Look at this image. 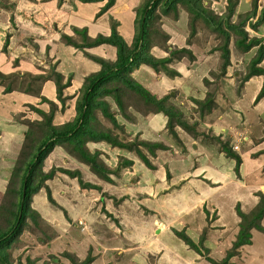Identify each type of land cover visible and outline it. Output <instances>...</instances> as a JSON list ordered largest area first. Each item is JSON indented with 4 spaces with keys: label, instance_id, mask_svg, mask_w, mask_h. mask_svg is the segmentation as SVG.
<instances>
[{
    "label": "rangeland",
    "instance_id": "1",
    "mask_svg": "<svg viewBox=\"0 0 264 264\" xmlns=\"http://www.w3.org/2000/svg\"><path fill=\"white\" fill-rule=\"evenodd\" d=\"M14 1L18 2V0ZM14 1L0 0V4H2L1 7H9V12H11L14 8ZM52 1L53 3H49ZM76 1L77 0H63L62 2H59V0H19L18 2V5L21 7H23L24 4H31L32 6L39 4L37 8L29 11L27 16L31 18L30 21L35 19L33 27L42 29V32L39 31L41 33L40 35L33 32L34 35L32 34L31 38L35 42L29 47L28 43L30 44V42H27L26 44L20 43V41L25 38L24 34L21 35V40L20 36L18 38L13 37V39L8 36L6 39L9 42L13 41L15 43L12 42V45L10 46L8 43L6 45L4 44V48L3 50L1 49V51L6 54L4 52L5 49L10 48L8 50L10 52L9 56H12L10 61H7L9 64L18 65L19 62L23 61L21 58L24 56L29 57L32 60L37 58L40 62L33 60L34 65H36L37 68L41 66L43 72L40 74L31 73L32 71L28 72V70L23 73L13 72L12 74L10 73L6 75L7 77L11 75L13 76L10 81H8V79L4 80L6 77L0 75L1 114L6 115L3 108L7 102V99L4 97L7 87L14 88V86H17L19 90L24 91L29 95H35L40 99V101L33 102V104L25 105L26 109L24 108L25 106L23 107L27 113L28 111L32 112V116H30L31 118H28L29 120L25 119L24 121L28 120V123H30V126L28 125L31 130L30 132L33 134L25 136L24 133L21 132V129L23 128L22 124L20 125L21 129L16 130L18 133L12 132L11 134H8L7 136L4 135L0 138V206L7 204L13 199L12 193L4 194L6 187L9 182L11 184L13 183L15 187L18 186V178L14 175V171H16L15 168L20 165V158L23 159L29 146L32 145L34 140L41 135L43 130H45L44 126L46 124L44 123L46 122L47 116L50 118L51 125L56 127L72 122L76 117V100L80 91L76 95L63 94L62 92L64 98L61 101L57 98V84L65 82L70 84L71 80L69 79L71 78L72 69L73 67H77V59L73 56L71 57L70 54L68 55V53L65 52L67 47L81 51H84V49L87 48L77 47L74 44V42L76 44L80 43L82 39L79 31H75V26L79 24L78 21H80V19L82 21L83 19L88 18L91 22H94L97 18L96 10L94 11L95 3L89 4L88 8L83 6V3L80 1L75 3ZM144 1L146 0H143V2ZM232 1H236L235 14L233 15L234 21L241 19L246 13L251 11L254 6L253 1H256V15L247 20L245 30H247L250 37H264V23L259 24L256 28H253L250 25H255L257 15L264 5V0ZM47 4H50L48 8ZM227 4H229L228 0H214L211 2V5L208 4V6L214 11L224 12ZM205 5L207 4L205 3ZM39 7H44L47 12H45L44 9L35 12ZM14 10H16V8ZM43 12L46 14V18L41 16ZM159 12L160 10L158 13ZM38 13L39 15L35 17ZM177 16L178 17H175L173 13H170L169 16H162L160 23L158 20L152 21V32H154V28L157 29L159 33L157 36L153 34L151 38V50L155 55L162 56L167 54V52L159 48V46L153 45L154 43L162 44L165 39V35L159 27L160 24L167 33H171V41L180 43V47H184V45L189 47V44L185 43V39L189 33L188 25L186 24L188 13L184 8L180 7ZM113 19V17L110 19L111 26L113 24L115 26V20L113 21ZM37 20H39V22ZM38 25H40V27ZM195 26L197 32L190 37L193 44L192 49L195 54V60H189L185 57L181 60H171L172 62L169 63L170 66H173L178 71V78L175 77L173 79L178 80L177 85L184 87L185 92H187L185 98H181L180 100L186 101L189 104V107L187 108V106L178 101L180 107L187 116V119H185L186 116L184 119L189 126H192L193 129L198 131V135L189 134L186 129L180 126H175V130L179 133L181 140L175 139L165 127L167 116L158 113L162 114L163 118L161 124L155 126L151 120L148 121L151 118V115L143 106L137 108L138 112H135V116L137 117L136 120L130 121L119 117L121 122L125 123L126 131L123 130L124 128L122 127L115 128L109 119L102 116L100 111L95 112L96 125H93V127H96L97 130L110 129L112 135L116 134L117 136H120L123 141L136 140V142H139L140 139H143L164 145L163 148L156 147L152 149L151 147L147 148L138 144V147L148 159L159 169L157 179L160 181L161 185L159 187H154L151 190L148 187V189L146 188L143 190L138 188L140 180H144V175H141L135 168L138 167V165L145 169L150 168L143 163L134 151H121V148L113 146L104 140L88 141L86 144L87 147L91 151L98 150L99 157L108 165L114 167L120 155L124 154L127 155L125 157L133 160L132 165L124 167L125 164H122V161H120L122 166L119 168V171H117L118 173L113 174V177L111 175V178H114L115 180L107 190L109 193L106 191L103 192L102 189H96L100 193V196L97 198L92 194H87V192H90V188L81 187L76 178H72L68 174L57 171L52 179L46 181L50 188L51 198L48 197L45 188H41L32 197L31 206L38 213H36V215L32 212V214H35L34 216L31 214L35 222H33L31 216L26 218V226L24 229L25 234L23 232L19 237V240L15 241V245L17 244L16 246L18 249H11L13 264L19 259L23 262L30 259L31 261H34V264H79L80 262L83 263L82 261L89 256L92 258L89 264H93L95 261V264H107L108 260L105 256L106 254L109 259L115 261L117 258L121 257L124 261L130 259V257H134L139 264H160V261L161 264H173L174 261L162 258L161 252L163 251L157 248L159 244H154V246H149L145 249H121L125 246L115 242L118 238H125V241H130L135 244L141 239L144 242L148 238L154 239L155 236H153V234H157V229H154L153 232L150 233L151 237H148V229L151 226L150 222L152 219L166 222L164 218H169L170 214H173V219L171 218L169 222L165 223L166 225L156 222L155 225L157 226L155 227H158L159 233L160 231L164 233V230L166 229L168 234L172 237L171 239L177 242L178 245H182L183 249H180V252H186V255L190 256V258H192V256L198 257L199 259H202L203 256L206 258L209 254V248L205 247L204 242L207 245L212 246L214 243L209 244L207 237H212L214 234L218 236V233L221 232L220 239H222L227 248H225V253H223L218 262L222 264H247L244 259L241 261L238 259H241L240 255L235 258L236 260H231L230 257V262L229 260L223 261L227 251L232 249V243L237 236V231L235 232L236 229H234L235 225H233L234 227H227L225 224V218L227 219V222L234 219V216H231V210L236 212L235 207L238 203V195L235 197L233 189L230 188L232 185L231 179L234 178V169L226 167L223 159L220 160L218 167L225 166L224 174L231 179L229 182L222 180L223 184L221 185L222 188L220 190H217V188L214 187L211 188L212 182L208 181L207 175L203 174V170L204 168L206 171L209 169L214 170L216 165L212 162L214 159L211 155H208L209 158L205 160L206 155L201 149L206 145L211 144L216 148L213 151L216 150L217 153L220 152L219 149L217 150V147L222 148L223 143L229 141L231 145H235L234 148L236 153H239L238 155H240V153L244 155L248 146L247 148L244 147L245 143L243 136L245 134H238L236 130L235 134H238L237 142H241L242 140L244 146L243 144L241 145L242 142L240 143V147L237 143L234 144L236 138H234L233 132H228L229 128H232L229 125L220 128V132H217V134L211 133L210 131L206 132L201 129L203 117L205 114H208L206 111L202 112L204 107H201L200 105H202L201 102H209L210 100H206L207 94H203L202 97L201 94H196V91L201 85L205 91L207 84H202H205L202 80L203 72L207 71L206 74H208V76L211 70L220 73L222 60L219 56L220 51H214L212 54L209 53V49L218 44L219 39L211 31L204 30L200 22H196ZM82 29L83 28L79 30ZM8 30H11V28ZM235 39L236 36L232 35L230 40V65L226 68L227 73L231 74L230 78H233L230 82L232 83V92L234 94L235 92L240 93L242 86L240 75L243 72L240 71L239 68L245 70L250 58L257 50V46H254L243 52L237 49L234 45ZM15 55L18 56V58L19 56L21 57L17 62ZM198 59H201L202 61L197 63L196 61ZM3 63L4 62H2V64ZM4 64L6 65V63ZM141 65L145 68H142V70L139 71L140 74L137 75V79L145 80L147 82L148 80H151L154 82L155 77H157L160 72H155L154 70L153 72H147L148 69L150 70L151 68L146 64ZM19 66L22 67L20 64ZM88 68L90 67L87 65L84 66L85 70ZM33 70H35V68H33ZM56 73L61 75L58 77ZM163 74V72L160 73L161 76ZM211 76L212 75L210 74V77ZM79 79L78 75H76L72 80L77 81ZM46 80H50L55 89L54 96L49 98L44 97L42 92H40L41 85ZM155 82L157 83L158 81ZM215 82L219 83V80H215ZM148 87L151 91L157 93L158 96L161 93V90H158V85ZM151 87H154L153 90ZM234 94L224 93L226 99H220V107L218 106V102H215L217 108L214 109L215 111L212 109L213 112L211 114L216 113L215 118H219L218 116L222 115L230 116V120L236 128V126H238L237 123L240 122V120H245L246 117L242 111V107L234 103ZM249 94L250 92L248 91V95ZM200 96L202 98H198ZM103 98L110 103L112 110L114 109V111H116L117 107L112 97L105 96L102 97V99ZM197 99L201 100V104L199 102L197 103ZM49 100L51 102H49ZM123 100L124 103L131 104V98L125 97ZM137 106L138 105H136V107ZM42 112L46 113L47 116H43ZM24 113L21 112L17 115V119L20 117L22 118ZM15 117L13 121L17 120ZM262 117L264 118V114H262ZM251 119H253V115L250 116V120ZM29 121H32V123ZM41 123H43V125ZM99 123L101 124L98 125ZM20 132L22 133V139L18 140L17 138L19 137L17 136ZM193 144H195V148H193ZM200 147L202 148L200 149ZM212 153L214 152L208 147V154ZM249 153L254 154V152ZM53 166L69 169L80 167L84 177V172H90L87 165H83L74 160L66 151V147L62 148L60 146L55 147L53 151L49 153L43 162L42 169L46 172ZM192 170L195 172H192ZM190 175H192V177H190L191 179H188L187 177ZM247 175L249 178H247L246 181H252L250 179L251 176L260 178L263 176V173L257 171L256 173L251 172ZM235 179H237V177H235ZM213 180L218 181V179ZM171 189L172 191L170 192ZM253 189L254 188L250 190V194L254 192ZM234 191L239 192L238 189H234ZM102 195H104L105 198H103ZM147 198L148 201L146 200ZM200 198L203 200L201 201ZM254 199V201L257 200V198ZM239 202L244 205H242L243 207L249 206L248 203H244L241 200ZM172 203L174 204L173 206H186H184L182 212H177L176 210H173V206H171ZM188 203L191 204V207ZM242 206H240V209L245 212V210L242 209ZM250 211L251 210H249V212ZM0 213L3 214L0 215V223L2 222V224H4L3 217L5 218L8 214L3 208L0 209ZM245 213L248 212L246 211ZM228 214L230 215V219H228ZM176 230L184 232L187 235L189 234L188 236L198 244L201 252L199 253L196 249L189 247L184 240L178 237L175 233ZM258 232L264 235V230L261 229ZM38 234L42 237L50 238L48 243H51V241L55 240L58 236L60 238L52 243L53 246H50V249H22V247L30 248L28 247L30 243L27 241L32 242L31 240H36V235ZM118 241L121 242V240ZM263 241L264 240H262V242ZM253 243L254 242H252V244ZM111 246L114 248L111 249ZM216 246L217 245H213L212 248H215ZM217 247L221 246L218 245ZM254 250L256 252H263L261 249ZM237 254L239 253H236L235 255ZM168 257L171 260L169 255ZM182 257L185 258V255Z\"/></svg>",
    "mask_w": 264,
    "mask_h": 264
},
{
    "label": "trees",
    "instance_id": "2",
    "mask_svg": "<svg viewBox=\"0 0 264 264\" xmlns=\"http://www.w3.org/2000/svg\"><path fill=\"white\" fill-rule=\"evenodd\" d=\"M63 0H59L62 2ZM73 1V0H70ZM80 2H99L105 1L103 6L97 12V16L107 11L114 3L115 0H77ZM214 0H146L137 7L134 8V34L130 44H128L122 35L117 31L115 21L111 26V32L109 35L98 34L94 38H89L86 34V29L79 30L75 28V31H79L81 34V42L75 43L77 47H92L100 44H109L116 48V59L112 61L104 60L98 56L88 55L91 59L98 62L100 69L97 72L91 73L84 78L82 87L80 88V94L76 100V117L72 122L65 123L60 127L51 125L49 116L43 113V116H47L45 130L41 135L34 140L33 144L29 146L23 159L20 158V165L15 168L14 175L18 178V186L15 187L13 183H8L4 194L12 193L13 199L7 204H1L0 209L8 214L4 219V224L0 223V264H13L11 258V249L18 248L15 245V241L19 240L22 232L26 226V218L33 213H38L32 206L31 201L34 194H36L41 188H45L48 197L51 198L49 185L47 180L52 179L57 171L70 175L72 178H76L79 185L83 188L101 190L102 186L95 184L94 182L87 181L83 176V173L79 167L75 169L63 168V167H51L48 171H43L42 165L46 157L57 146L62 148L66 147V151L77 162L87 165L89 171L99 180L106 182H112L111 175L117 174L122 164L124 167L132 165V160L128 159L124 155H120L118 161L114 167L108 165L99 157V151H91L87 147L88 141L104 140L113 146L125 149L127 151H134L136 155L143 161L149 168H154L152 162L138 147L141 144L147 148H163L164 145L158 142H151L148 140L140 139L123 141L120 136L116 134L112 135L110 129L97 130L95 126L96 111H100L102 116L109 119L115 128H124L126 131L125 123L121 122L122 119L136 120L135 112L139 106H143L147 112L152 116L157 113H162L167 116L166 128L177 140H181L179 133L175 130V126H180L188 131L189 134L198 135V131L189 126L185 119L187 116L183 112L180 105L172 99L170 92L165 93L162 96H157L148 86L142 84L135 74L134 70L141 64L148 65L155 72H163L166 75L175 76L178 71L170 66L173 60H181L182 58H188L189 60H195V54L193 51V44L190 40L196 31V22H200L202 28L211 31L219 39V43L213 48L209 49V53L214 51H220L221 69L220 73H216L215 70H211L210 74L212 79L219 80L227 76L226 68L230 65L231 56V37L236 36L234 45L237 49L245 52L250 48L257 46L256 53L250 58L246 65L245 71L240 75L241 84L248 80L252 76L262 75L264 77V64L261 63L264 58V37L251 36L245 30V25L250 17L256 15V1L252 10L249 11L239 20H233L235 14V2L228 0L225 6V11H214L211 7V2ZM205 3L207 5H205ZM184 8L188 13L186 24L188 25L189 33L185 39V43L189 44V47H180V43L172 42L170 40L171 34L167 33L163 26L160 24V29L164 36L162 44L154 43L153 45L159 46V48L167 52L166 55L157 56L151 50V38L153 34L159 35L157 29L152 32V21L158 20L160 23L162 16H169L173 13L175 17L179 8ZM160 12L158 13V11ZM114 21V19H113ZM264 23V5L257 15L255 25L250 24L253 28H256L259 24ZM183 25V24H182ZM181 25V26H182ZM154 36V37H155ZM182 37V35H181ZM191 47V48H190ZM172 60V61H171ZM170 62V63H169ZM169 63V64H168ZM59 77V73H56ZM1 76L6 77L2 72ZM70 80V79H69ZM213 81V82H214ZM205 85L210 84L208 78L204 79ZM66 83L57 84V98L61 101L63 97V89L67 86ZM130 94V95H128ZM264 95V79L262 86L256 95L255 100H258ZM110 96L114 100L117 107L116 111L112 110L110 103L102 97ZM131 98V104L124 103L123 98ZM206 100L212 101V96L209 94ZM210 101L201 102L197 99V103L201 102L203 111L210 113L212 108ZM49 102H51L49 100ZM200 103V104H201ZM136 105H138L136 107ZM205 105V106H204ZM118 114H116V113ZM19 115V114H17ZM17 115L14 117L17 119ZM186 118L184 119V117ZM49 119V120H48ZM19 120V121H17ZM17 120L18 123H24L26 128L24 135L28 136L31 133L30 123L28 120ZM94 121V122H92ZM32 123V121H29ZM43 125V123H41ZM99 123L98 125H100ZM195 124V123H193ZM29 125V126H28ZM225 157L235 161L234 170L237 176L239 175L238 167L241 163V158L236 153L229 141L223 143L222 148L217 147ZM153 152V151H152ZM122 161V164L120 163ZM259 199L256 205L250 212L245 213L240 209V204L237 203L235 209L240 218L238 222L239 230L237 232L236 239L232 243V249L227 251L223 261L229 260L230 257L238 253V248L244 244L251 243V229L264 230L261 225V219L264 216V194L258 193ZM35 214H32L34 216ZM0 215H3L0 213ZM37 215V214H36ZM31 218L33 219V217ZM39 216V215H38ZM33 222L35 220L33 219ZM175 233L184 240L189 247L196 249L197 252H201L197 243L193 241L184 232L175 231ZM36 240L39 243H48L50 238L42 237L40 234L36 235ZM202 242V241H201ZM92 258L86 257L83 263L89 264ZM206 260L212 264H222L218 261L207 256ZM15 264H34V261L27 259L22 261L19 259Z\"/></svg>",
    "mask_w": 264,
    "mask_h": 264
},
{
    "label": "crops",
    "instance_id": "3",
    "mask_svg": "<svg viewBox=\"0 0 264 264\" xmlns=\"http://www.w3.org/2000/svg\"><path fill=\"white\" fill-rule=\"evenodd\" d=\"M18 2H19V0H18ZM18 2L14 3V5H13L14 8H13V11H11V12H9V10H10L9 7H4V6L1 7L2 4H0V72H2L4 75H8L10 73L12 74L13 72L23 73V72L28 70V72L32 71L31 73L40 74L41 72H43L41 66L39 68H37L36 65H34V61H33V60L39 61L37 58L36 59L34 58L32 60L29 57L24 56L21 58L19 56V58H21L23 60L22 62H19L18 65L11 64V63L9 64V63H7V61L8 60L10 61L11 56H12V55L9 56L10 52L8 50L10 48H6L4 51L7 55L2 53V51H1V49L3 50V48H4V44L6 45L8 43L9 46L12 45L13 41L9 42L6 39V37H8V36H9V38L12 37V39H13V37L18 38L20 36L21 37L20 40H21L22 39L21 35L24 34L25 38H24V40H21L20 43L26 44L27 42H30V44L28 43V47H29L33 44V42H35L31 38V35L32 34L34 35L33 32H35V34H39V35L41 34L39 31L42 32V29H40V28L38 29L36 27H33L35 19L33 21L31 20L32 21L31 22L30 21L31 18L27 16L29 14V11H32L35 8H37L39 4H37L35 6H32L31 4H28V5L24 4V6L21 7L18 5ZM104 2L105 1L86 2V3L81 2V3H83V6H86L88 8H89V4L95 3L94 11L96 10V13H97L99 11V9L101 8V6H103ZM140 2H141V0H115V3L107 11H105L104 13H102L98 16L96 15L97 18L94 20V22H91L88 18L83 19L82 21L80 19V21H78L79 24L76 25L75 28L86 29V34L89 38H94L98 34L109 35L111 32L110 19L113 17L114 20L117 22V25H116L117 31L122 35L124 40L128 44H130L132 39H133V34H134V18H135L134 8L137 7ZM29 3H31V2H29ZM49 3H53V1L49 2ZM75 3H77V1ZM48 6H50V4H47V8H48ZM15 8H16V10H14ZM40 9L41 10L44 9V11H45L44 7H42V8L39 7L38 9L35 10V12L37 10H40ZM45 12H47V11H45ZM38 15H39V13L36 14L35 17ZM41 16L46 18V14L44 12L41 14ZM37 21L39 22V20H37ZM38 26L40 27V25H38ZM9 28H11V30H8ZM173 39H174V37H173ZM172 42H174V41H172ZM13 43H15V42H13ZM75 50L76 49L69 48V47H67V49L65 50V52H67L68 55L70 54L71 57L73 56L77 59V62H76L77 67L76 68L73 67L72 72H71V78H70L71 82H70V84L68 83L67 86L63 89V94L64 93L65 94H71V95L72 94H74V95L78 94L80 91V88L83 85L84 77L91 74V73L97 72L100 69L99 63L94 61L93 59H91L86 54L98 56L104 60H108V61H112V62L116 59V48L109 45V44H100L97 46L87 47L84 49V51H81V50L75 51ZM19 58H18V56H16V62L19 60ZM200 61H202V60L198 59L196 62L200 63ZM2 62L6 63V65L4 63L2 64ZM262 62H264V58H263ZM19 64L22 67H20ZM85 65H87L90 68L85 70L84 69ZM33 68H35V70H33ZM142 68H145V67L140 65L137 69L134 70L135 73L134 72L133 73L136 76L139 75L140 74L139 71H141ZM239 70L242 72L245 71L241 68H239ZM150 71L153 72V70H151V69L150 70L148 69L147 72H150ZM206 72L205 71L203 72L202 80L204 81L205 78H208L211 82H210V84L206 85V87L204 86L205 91L203 90L202 85H201L202 87L201 86L198 87L196 94H198V95L201 94V96L203 94L204 95L207 94V96L210 94L212 96V101L210 103V106L213 109V111H215L214 109L217 108L215 102H218V106L220 107L221 106L219 104L220 99H223V98L226 99V96H224V93L234 94L232 92L233 91L232 83L230 82V80H233V78H230L231 74L227 73V77L225 76L223 78H220L219 83H217L212 79V76L210 77V74L208 76V74H206ZM160 73L157 75V77H155V79L153 78L154 82H152L151 80H148V82L145 80H139V79L138 80L146 86L158 85V90L159 91L161 90V93L159 94V96H162L165 93L170 92L172 95V99L175 102H177L179 105H180V103H182L183 105L187 106V108H188L189 104L186 101L180 100L181 98H183V99L185 98V96L187 95V92H185L184 87L177 85L178 80L173 79V78L177 77V75L171 76V75H166L164 73L161 76ZM76 75H78V77L80 79L77 81H73L72 79L75 78ZM12 77H13L12 75L8 76V77L6 76V78L4 80L8 79V81H10L12 79ZM263 79H264V77L262 75L252 76L248 80L243 82V84L241 86L240 93L235 92V94H234L235 96L233 97V99H235L234 103L237 105H240L242 107V111L246 117L245 120H240V122L237 123L238 126H236V128H235V125L231 122L230 116H228V115L223 116L222 115V116H218L219 118H215L216 113L211 114L213 112L212 110H211L210 114L209 113H207L208 115L205 114V116L203 117L202 125H201L202 130H205L206 132L210 131L211 133H214V134H217V132L219 133L220 128H223L224 126L229 125L232 128H229L228 132L229 133L233 132L234 138H236L234 144L237 143L239 145V147H240V143L242 142V140L240 139L241 142H237L238 141L237 140L238 134H245L243 136L245 146H244L243 142L241 143V145L243 144V146L246 148L248 146V149L245 150L244 155L242 153H240L239 157L241 158V163L238 167L239 175L237 176L235 173V170H234L233 171L234 172V178L233 179L225 176V174H224L225 170L224 169H225V166L230 168V169H234L233 167H234L235 161L225 157V155L221 152L216 153V150L213 151L216 148L214 146H212L211 144H210L211 146L206 145L207 147L206 146L203 148L200 147V149L202 148L201 149L202 152L206 155V158L204 156L205 160H207L209 158L208 155H211V157H213V159H214V160H212V162L214 163V165H216L214 170L209 169L206 171L205 168L203 170V174L207 175L208 181L212 182L211 188L214 187V188H217V190L218 189L220 190L222 188L221 185L223 184L222 180L229 182V180L231 179L232 185L230 188L233 189V194L235 197L238 195L237 196L238 204H240V206L243 205L242 203L239 202L241 200L242 202L248 203V205H249V206H245V207H243L244 205L242 206L243 207L242 209L245 210V212L246 211L249 212V210H251L256 205V203L258 202V199H259L258 193L261 192L264 194V118L262 117V114H264V95L261 98H259L258 100H255L256 95L258 94V92L262 86ZM80 80H81V82H80ZM155 81H158V82L156 83ZM211 83H213V84H211ZM202 84L205 85L204 83H202ZM209 86H210V88H209ZM153 88L154 87H151L152 90H153ZM8 91H11V92H8ZM248 91L250 92L249 95H248ZM40 92H42L43 96L46 98L54 96L55 89L53 88L52 82L50 80H46L41 85ZM155 94L158 96L157 93H155ZM191 96H193V95H191ZM201 96L198 98L203 97V96L202 97ZM4 97H5V99H7L6 105L3 108V110H5L6 115H3L0 113V128L2 127L0 129V138L4 135L7 136L8 134H11L12 132L18 133L16 130L21 129L20 125H22V124H23L22 125L23 128L21 129L22 130L21 132L24 133L25 128H26V126L24 127L25 124L24 123L20 124L17 121L16 122L13 121L14 116L17 114H20L21 112H23V113L25 112L21 119L31 118L30 116H32V112L28 111V113H27L25 110L26 109L25 105L33 104V102L40 101V99L37 96L29 95L28 93L19 90L17 88V86H14V88L7 87L6 93L4 94ZM75 99H76V97H75ZM212 102H213V104H212ZM251 115H253V119L250 120ZM162 118H163L162 114L157 113V114L152 115L148 121L151 120V122H153V124L155 126H157V125L161 124ZM235 130L238 132L237 135L235 134ZM21 132L17 136V137H19V138H17L18 140L22 139V133ZM243 132H245V133H243ZM192 146H193V148H195V144H193ZM208 147L214 153L208 154ZM120 150L125 151V149H122V148ZM217 150H218V148H217ZM249 152H254V154H251ZM215 153H216V155H215ZM217 154H219V155H217ZM124 156H127V155L124 154ZM222 159L225 163V166H222L219 168L218 163ZM205 165H207V164H205ZM135 169L137 171H139V173L141 175H144V177H143L144 180H142L143 182L140 180V185L138 186L139 189L143 190V189H146L148 187L151 190L152 188L159 187L161 185L160 181L157 179V175L159 174V172H158L159 169L155 165H154V168H150V169H145L144 167H140V165H138V167H136ZM193 169H198V168H193ZM257 171H261L263 173V176L260 178L251 176L250 179L252 181H246V179L249 178L247 175L248 173H251V172L256 173ZM192 172H195V171L192 170ZM226 172H227V170H226ZM84 175H85V179L87 181L94 182L95 184L101 185L102 191L103 192L106 191L108 193H109V191H107V190L110 188L111 183H113L115 180L114 178H112V182H106L103 180H101L102 181L101 182L99 179H97L90 172L89 173L84 172ZM112 177H113V175H112ZM190 177H192V175H190L187 178L191 179ZM235 177H237V179H235ZM213 179H218V181H214ZM188 181H190V180H188ZM144 186H145V188H144ZM133 188H135V187H133ZM252 188H254L253 189L254 192L250 194V190ZM234 189H238L239 192L234 191ZM89 191L90 192H87V194H92L95 198L100 196V193L96 189H89ZM171 191H172V189L170 190V192ZM245 193H246V195H245ZM243 195H245V196H243ZM254 195H256V196H254ZM102 196H103V198H105L104 195H102ZM254 198H257V200L254 201L255 200ZM200 199H201V201L203 200L202 198H200ZM146 200L148 201V198ZM234 200H235V198H234ZM191 204H192V202H191ZM191 204L188 203L189 206ZM173 205L174 204L172 203L171 206H173ZM184 206H186V205H180L179 207H178V205L173 206V210H176L177 212H182ZM193 207H194V205H193ZM231 212H232V214L231 213L230 214H231V216H234V219L231 220L230 222H227V219L225 218V220H226L225 224L227 227L228 226L234 227L233 225H235V228H234V229H236L235 232L236 231L238 232V229H239L238 222L240 221L239 216L237 215V213L235 211L231 210ZM40 213L42 214L41 211H40ZM188 215H187V217H188ZM171 218L173 219V214H170L169 218H166V217L164 218L166 220V222H163L161 220H156V219L153 220L152 219V221L150 222L151 226L148 229V235H149L148 237H151L150 233H152L154 229H157V234H153V236H155L154 239L148 238V239H146L145 242L142 241V239H141L139 242H137V244H135V243L130 242V241H125V238H118V240H121V242H119L118 240H115V242L119 243V244H123L125 246L121 249H145V248H148L149 246H151V247L154 246V244H159L157 248L161 249V251H163V252H161L162 258L166 259V260L168 259L169 261H174L173 264H212L211 262L207 261L204 256L202 259H199L198 257H195V256H192V258H190V256L186 255V252H184V253L180 252V249H183L182 245H178L177 242H175L173 239H171L172 237L170 236V234H168L166 229L164 230L165 231L164 233L162 231H160V233H159L158 227H155V226H157V225H155L156 222H160L161 224H165V223L169 222ZM228 219H230L229 214H228ZM261 224L264 226V216L261 219ZM258 231L259 230L255 229V228L251 229V243L242 245L238 249L239 254L232 256L230 258L231 260H236L235 258H237V256L240 255L241 259L240 258H238V259L240 261L244 259L247 262V264H264V241L262 242V240H264V235ZM23 232H22V234H23ZM24 234H25V232H24ZM163 234H165V235H163ZM214 235L212 237H207L208 243L209 244L214 243L213 245H217V246L219 245L221 247L216 246L215 248H212L213 245L209 246L205 242H204V245H205V247L209 248L208 256L211 257L212 259L218 261L222 257L223 253H225V250H226L225 248H227V246H225L222 239H220L221 238V232L218 233V236L217 235L214 236ZM58 238H60V237L58 236L57 238H55V240H52L51 243H47V244L39 243L35 239L31 240L32 242L27 241L30 243V245L28 246L30 248L22 247V249H50V246H53L52 243L54 241L58 240ZM229 240L231 241L230 238H229ZM125 242H127V243H125ZM252 242H254V243L252 244ZM113 246H111V249L114 248ZM16 249H18V248H16ZM254 249H261L263 252H256ZM168 255L171 257V260L168 257ZM183 255H185V258L182 257ZM105 256L108 260L107 264H111V262H112V264L113 263L114 264H139V263H137V259H134V257H130V259H126V261L122 260L121 259L122 257H121V258H117V260L115 261L113 259L112 260L109 259L107 257V254ZM162 258H161V260H162ZM109 261H111V262H109ZM95 262H93V264H95ZM229 262H230V260H229ZM160 264H161V261H160Z\"/></svg>",
    "mask_w": 264,
    "mask_h": 264
},
{
    "label": "clouds",
    "instance_id": "4",
    "mask_svg": "<svg viewBox=\"0 0 264 264\" xmlns=\"http://www.w3.org/2000/svg\"><path fill=\"white\" fill-rule=\"evenodd\" d=\"M234 146H235V145H232L233 150H235Z\"/></svg>",
    "mask_w": 264,
    "mask_h": 264
}]
</instances>
